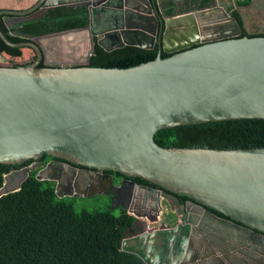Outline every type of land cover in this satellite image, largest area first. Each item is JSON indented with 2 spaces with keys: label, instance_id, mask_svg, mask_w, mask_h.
<instances>
[{
  "label": "water",
  "instance_id": "obj_1",
  "mask_svg": "<svg viewBox=\"0 0 264 264\" xmlns=\"http://www.w3.org/2000/svg\"><path fill=\"white\" fill-rule=\"evenodd\" d=\"M201 2L172 14L160 0L156 7L151 0H39L26 10H1L27 20L79 4L88 23L22 34L31 39L25 42L10 41L0 28L9 45L37 52L28 64L0 66V163L45 154L61 159L36 174L55 179L60 197H83L67 189L88 184L95 169L118 172L133 186L124 208L150 221L159 219L166 199L182 221L121 242L144 264H264V146L155 140L159 130L177 125L264 118V34L240 36L236 0ZM94 37L107 50L158 45L172 54L128 67L91 66ZM47 44L61 65L39 66L51 54ZM28 176L29 168L5 174L0 196L19 190ZM179 197L187 198L183 207Z\"/></svg>",
  "mask_w": 264,
  "mask_h": 264
},
{
  "label": "trees",
  "instance_id": "obj_2",
  "mask_svg": "<svg viewBox=\"0 0 264 264\" xmlns=\"http://www.w3.org/2000/svg\"><path fill=\"white\" fill-rule=\"evenodd\" d=\"M19 1L0 0V9L26 10L39 0ZM248 3L249 0L238 1L239 5ZM234 16L242 27L240 36L263 35L247 32L240 11L235 10ZM87 23L88 16L81 5H59L39 17L21 21L18 32L42 35ZM0 28L12 42L29 41L11 35L1 16ZM159 53L162 56L172 54L161 51L158 45L152 49L126 45L107 50L94 37L89 65L128 67L152 60ZM36 58L33 46L9 45L0 37V66L25 65ZM39 65L44 66L43 62ZM155 140L162 146L178 147L205 144L221 148L264 146V118L177 125L159 130ZM7 171L8 165L0 163V188ZM136 179L152 185L144 179ZM75 197L58 196L53 182L37 179L35 172L27 177L19 190L0 196V264H144L136 254L121 249L125 237L146 228L141 218L123 207L116 213L118 207L111 204L78 209ZM183 199L187 198L180 197Z\"/></svg>",
  "mask_w": 264,
  "mask_h": 264
},
{
  "label": "flooded vegetation",
  "instance_id": "obj_3",
  "mask_svg": "<svg viewBox=\"0 0 264 264\" xmlns=\"http://www.w3.org/2000/svg\"><path fill=\"white\" fill-rule=\"evenodd\" d=\"M151 1H152V4L155 7L159 4V0H151ZM160 1H161V5L165 9L166 13L167 14H172L176 10L178 12L184 11L189 6L194 8L195 7L194 5L198 4L199 0H192V1H186V0H160ZM238 1L239 0H236L238 9L235 8L234 12H235V10L240 11V13L242 15L243 22H244V26H245L247 32L249 34H255V35L256 34H261V33L264 34V29H256V30L250 31L247 28L246 22H245L244 13H242V11H241V7H243L244 5H239ZM212 2H213V0H202L201 4L202 5H210ZM256 2H261V1H259V0H249L248 5H250V4L251 5H255ZM262 6H263V10H264V3H262ZM3 9L4 8L0 9V11L3 10ZM0 16H1V19L3 20V22L8 27V29H10L9 33L11 35L22 36L23 33L18 32V24L21 21H24V20H22L20 18V20L16 21L14 19L19 18V17L11 16V15H8L6 13H1ZM39 16H37V17H39ZM0 37L2 38L1 35H0ZM29 41H31V39H29ZM51 45L54 46V43H51ZM49 47H50V44H47L44 47V49H45V53L49 52V53H51L50 54L51 56L48 53V55L50 57L47 56L48 57V59H47L44 56V58H43L44 60L42 59L39 64H41L43 62L44 66H47V65H51V66L61 65L62 61L56 56V52L49 51ZM58 161H62V160L58 159V158H54V157H52L50 155H46L45 154L39 159H28V160H25L24 162H22L20 164H7L8 165V171L6 172V174L9 173V172L15 171V170H21V169L29 168V175L32 172H35V176H36L38 171H40L41 169L49 168V167L51 168L54 165H56V162H58ZM75 166L78 169H81V170H88L87 167H84V166H81V165H75ZM56 175H57L56 171H53L52 173L51 172L47 173V176H49V177L50 176L55 177ZM47 180L52 181L53 184L56 186L57 181L55 179H47ZM128 180L129 179H127V177H125L124 175L116 174L115 172H112V171H99V170L95 169L94 170V174H93L92 178L89 180L88 184L85 183L86 181H82V183L78 184V186H74V187H71V188L67 189V192H71L72 193V192L77 191L78 193H81L83 191L84 196H89V197H92V196H95V195H99V194L106 195V196L109 197L112 207H123L124 208V207H127L128 204H130V202L132 200L133 186L129 183ZM131 180H134L136 183H140L136 178H132ZM75 181H76V177L73 178V182H75ZM84 184L87 185L85 189H83L85 186H82ZM140 184H144V183H140ZM145 185H147V184H145ZM76 197H80V196H76ZM179 199H180V197H179ZM186 201H187V199L186 200H184V199L180 200V203H181L182 207L185 205ZM173 212H176V214H179L177 210H173ZM179 215L182 217V219H181V221H182L183 220V215H181V214H179ZM176 224L177 223H175L174 225H176ZM174 225H168V224L165 223L162 226H174ZM145 226H146V228L147 227L150 228L146 224H145ZM162 226H160V227H162ZM153 228H157V227L155 226Z\"/></svg>",
  "mask_w": 264,
  "mask_h": 264
},
{
  "label": "rangeland",
  "instance_id": "obj_4",
  "mask_svg": "<svg viewBox=\"0 0 264 264\" xmlns=\"http://www.w3.org/2000/svg\"><path fill=\"white\" fill-rule=\"evenodd\" d=\"M259 1L261 2H256L255 5L247 4L241 7V11L242 13H244L246 26L250 31H253L256 29H264V10L262 6V3H264V0H259ZM12 2L19 3L20 1L11 0L10 3ZM43 12L45 11H42L36 14L35 16H33V18L39 15L41 16ZM14 20L18 21L20 20V18H16ZM74 202L78 209H81L83 207L93 209L96 207H103V206H106L107 204H111L109 197L106 195H101V194L95 195L92 197H89V196L75 197ZM162 207L163 209L161 213L159 214V219L157 221H150L147 218H142L141 220L143 221V223H145L150 228H153L155 226L160 227L165 223L168 225H174L175 223H178L181 221L182 217L179 214H176V212H173L169 202L166 199L162 200ZM120 209L121 207L116 208L115 212L119 213Z\"/></svg>",
  "mask_w": 264,
  "mask_h": 264
}]
</instances>
